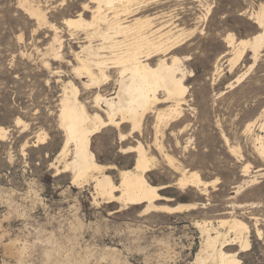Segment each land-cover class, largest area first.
I'll list each match as a JSON object with an SVG mask.
<instances>
[{"label":"rangeland","instance_id":"rangeland-1","mask_svg":"<svg viewBox=\"0 0 264 264\" xmlns=\"http://www.w3.org/2000/svg\"><path fill=\"white\" fill-rule=\"evenodd\" d=\"M83 3L0 0V264H197L205 239L200 227L227 235L225 253L240 249L232 242L234 233L221 226L223 220H239L247 227L250 246L236 254L240 264H264V160L255 151V137L262 136L264 144V49L252 68V53L247 52L230 71L227 48L230 37L246 40L259 33L257 14L264 0H160L141 5L127 19L146 18L153 30L165 26L162 33L172 28L184 34V43L172 54L186 72L184 117L177 128L188 125L189 131L174 157L210 184L205 192L179 190L178 177L166 164L152 171L150 183L165 186L158 193L168 199L156 205L185 206L173 214L94 200L92 183L76 187L70 174L56 175L64 142L58 101L63 86L75 79L74 53L84 41L81 29L63 22L74 19ZM26 4L44 12L40 25ZM55 34L60 41L54 44ZM51 44L60 47L57 57L46 51ZM243 74L239 84L227 87ZM74 82L91 113L98 90L84 91ZM105 88L103 94L115 97L114 83ZM152 125L149 117L142 127L150 147ZM113 132L93 137L91 149L100 165L115 167L110 175L118 182L119 171L132 167L135 158L119 153ZM173 143L164 139L165 149H174ZM257 170L263 175L243 186ZM238 185L243 190L235 194Z\"/></svg>","mask_w":264,"mask_h":264},{"label":"bare ground","instance_id":"bare-ground-1","mask_svg":"<svg viewBox=\"0 0 264 264\" xmlns=\"http://www.w3.org/2000/svg\"><path fill=\"white\" fill-rule=\"evenodd\" d=\"M60 1L64 3V0ZM159 1L85 0L81 11L74 19L64 20L63 24L69 29L76 28L83 31L84 41L80 42L79 52L74 53L75 79L63 84V91L58 101L59 125L64 133V142L54 168L56 175L70 174L72 186L80 187L92 183L94 200L98 198L103 202L117 203L124 207L144 206L145 212L173 214L185 206L156 205L160 201L168 202V199L158 193L166 188L165 186H153L150 183L149 175L152 171L166 164L172 171V176L177 175L178 179H175L179 190L193 188L205 192L210 183L203 182L197 172L189 171L185 166L184 168L174 157L180 140L186 138L189 131L186 124L177 128L184 117L181 105L184 104L187 92V87L184 85L186 72L182 60L172 54L184 43V34L172 32L171 26V29L165 30L164 33L162 32L165 26L153 30L152 22L146 18H134L131 23L127 20L136 15L141 5L144 7L151 2ZM24 8L39 25L45 20V14L39 7L26 4ZM206 11L205 15L210 12V8L208 7ZM87 15H89L88 21L85 19ZM256 24L260 31L251 39L233 41L230 37L227 43V48L231 52V57L228 59L230 71L247 52L252 53L253 63L250 65L252 68L264 49V6L257 14ZM58 39L55 34L52 42L55 44L60 41ZM58 48L60 47L56 48L51 44L48 50H45L50 52L51 56L57 57ZM155 58L157 60L153 64ZM188 59L189 57H184V61ZM243 78L244 74L237 77L233 83H229L227 87L233 88L234 84H239ZM75 80L81 84L83 90H98L92 99L91 113L80 101V89ZM110 82L117 88L115 97L111 98L106 96V93L103 94ZM166 103H171L166 109L157 107ZM149 113H153L154 116H149ZM149 117L153 121L151 147L148 146L150 143L144 141V131H142L145 129H142L143 123ZM112 130L117 135L119 153L124 156L133 155L135 158L132 167H125L119 171L118 182L110 175L115 167L100 165L91 149L93 137ZM167 132L170 137H167ZM0 137H3L1 129ZM261 137H255L257 143L255 151L264 160V144ZM167 138L174 140V149H165L164 139ZM189 140L187 139V143L191 142V139ZM259 171H255L249 180L244 181L243 186L254 184L257 176L263 175ZM244 173L243 177H249L246 172ZM243 186H236L235 194L240 193ZM220 224L227 225L234 233L232 242L239 243L240 249L237 253H225L224 248L230 245L226 244L227 235L216 231L212 226L200 227L205 239L197 264H240L236 254L247 251L250 246L246 235L247 227L239 220L229 222L223 220ZM23 250H20L21 253Z\"/></svg>","mask_w":264,"mask_h":264}]
</instances>
